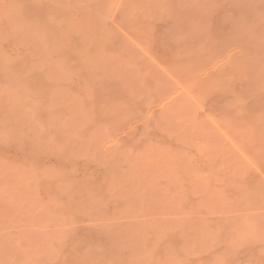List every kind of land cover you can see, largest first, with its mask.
<instances>
[{
    "label": "rangeland",
    "instance_id": "1",
    "mask_svg": "<svg viewBox=\"0 0 264 264\" xmlns=\"http://www.w3.org/2000/svg\"><path fill=\"white\" fill-rule=\"evenodd\" d=\"M0 264H264V0H0Z\"/></svg>",
    "mask_w": 264,
    "mask_h": 264
}]
</instances>
